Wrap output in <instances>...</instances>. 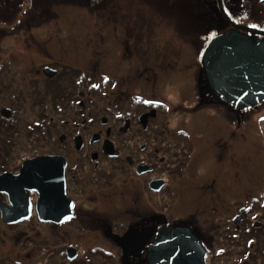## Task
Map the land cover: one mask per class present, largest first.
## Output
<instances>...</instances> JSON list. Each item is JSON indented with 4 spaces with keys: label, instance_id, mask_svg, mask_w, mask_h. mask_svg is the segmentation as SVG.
Masks as SVG:
<instances>
[{
    "label": "flooded vegetation",
    "instance_id": "obj_1",
    "mask_svg": "<svg viewBox=\"0 0 264 264\" xmlns=\"http://www.w3.org/2000/svg\"><path fill=\"white\" fill-rule=\"evenodd\" d=\"M90 1L22 0L29 10L19 25L0 30V101L14 100L19 106L28 100L29 113L41 128L38 134L32 130L38 141L25 150L10 148V155L17 153L13 164L3 158L8 156H0V175L12 179L24 161L38 156H58V171L64 164L62 180L58 174L36 190L30 181L11 182L0 190L2 222L18 225L33 218L36 238L42 242L40 254L45 256L28 263L29 252L18 246L12 250V243H6L10 234L2 239L0 232V264H82L81 251L90 248L103 253L93 264H113L105 258L118 260L117 264H148L146 248L160 228L171 225L191 229L206 251L207 264H264V181L260 190L235 188L241 175L245 184L257 177L258 164L262 163L259 174H264V109L259 114L252 108L238 109L214 94L201 64L204 47L198 49V64L187 63L188 39L174 29L139 35L125 28L114 36L122 48L116 62L101 66L86 60L78 61L82 67L76 66V55L65 50L66 37L61 40L58 29L44 26L56 21L55 6L88 9ZM185 1L184 7L194 1L190 4L195 5L199 25L195 34L203 36L210 27L222 25L217 33L234 29L247 39L264 42V0H221L226 17L218 0ZM11 4L13 0H0L1 6ZM141 39L143 55L131 46ZM160 40L170 44L151 46ZM59 54L64 61L57 60ZM211 96L216 104L229 107L218 112L227 122L222 127L198 115L214 105ZM53 113L72 116L74 121L63 126L65 133L55 134L60 126L51 124ZM0 116L13 114L0 107ZM247 121L256 145L236 147L235 128ZM48 125L54 129L51 141L42 136ZM245 132L239 131L241 140L246 139ZM30 146L33 150H28ZM259 193L261 211L249 202L252 194ZM14 203L29 205L30 217L6 221L1 205L13 208ZM37 207L70 210L71 218L46 221Z\"/></svg>",
    "mask_w": 264,
    "mask_h": 264
},
{
    "label": "rangeland",
    "instance_id": "obj_2",
    "mask_svg": "<svg viewBox=\"0 0 264 264\" xmlns=\"http://www.w3.org/2000/svg\"><path fill=\"white\" fill-rule=\"evenodd\" d=\"M13 1L15 4L3 6L0 5V14H4V17H0V30H5L10 27L15 28L16 25H19L22 15L29 10V6L22 4V0ZM91 1L87 4L88 9L83 6H75L64 3L55 6L53 12L56 14V21H51L50 25L44 26L48 29H58L61 34V40L66 37L63 41L65 50L72 51V53L76 55L75 61L77 62L76 66L78 67H82V65L79 64L78 61L90 60L98 62L99 64H101V66L112 65L114 62H116L118 60L116 53L122 48L116 43L114 36L122 35L123 29L125 30V28H129V31L138 32L139 35L140 33H155L161 28L171 29V31L172 29H174V33L176 35L181 37L183 36L184 38L188 39L189 46L186 49V62L196 65L199 61L198 49L204 47L212 36L219 34L217 32H219L222 27V25H220L218 29H213L210 27V31L206 33L204 32L203 36L201 34L199 35V33L195 34L196 30L199 29V25L197 16H195V14H197V11H195V5L194 3L193 6L190 4L194 1H190L189 6L187 7H184L182 3H188V1L185 0ZM168 6H170V8H168ZM168 20H170L174 26L167 25L169 24ZM179 42L180 44L182 43L180 41V38ZM131 43L132 41L130 40L129 44ZM158 44L169 45L170 43H164L163 40H160L157 43H151V46L153 47ZM143 45L144 43L142 39L134 44H131V46H136V48H134L133 50L139 51L140 55H143ZM147 45L149 46V44ZM125 58H127V60L132 59L129 58L128 55H126ZM57 60L64 61L65 58L63 57V54L57 55ZM194 69L197 70L196 75L199 74V69L196 67ZM210 99L214 101V105L210 106L209 108L206 107L205 109H203V112L198 115L206 116L209 121H211V124H213L215 127H217V125L220 127L226 125L227 122L223 118L222 113L218 114V112L224 108L228 109L229 107L224 105L223 103L216 104V100L213 99V96H211ZM70 105L74 107L76 106L73 105L72 101H70ZM0 107L11 110V114H13V116L10 118H2L0 116V156H8L3 158H7L8 162L10 164H13L15 162V155H17V153L12 152L11 156L9 152L10 148H12L13 146V151H19L20 149L25 150L27 146L30 143L32 144L34 140L38 141V139L35 138V135L38 134V132H41V128L35 124L36 118L32 117L29 113L31 111V106L28 100L20 101L19 106H15L14 100H2L0 101ZM13 108L16 109L13 110ZM251 108L252 110L256 111L255 114H259V110L264 109V102L260 106H254ZM18 112H20L21 114H17ZM249 112L250 111H247V113ZM251 114H253V112H251ZM48 117L49 116H46L45 119L48 120ZM50 117L52 121L51 124L53 123L60 126V130L57 129L55 134H59L61 132L65 133L66 129H64L63 126H66L67 124H70L71 121H74L71 115H63L61 113H53ZM201 119L202 116L200 117V120ZM16 120H18V122ZM45 122L47 123V121ZM247 122V124L243 125L244 127L241 126L235 128V137L233 142L236 147H253L256 145L254 134L250 133V131L252 130V126L246 127V125H248L249 122L251 123V121ZM33 129L36 133L34 134V136L32 132ZM218 129L222 131L221 128L218 127ZM53 130V126L48 125L47 127H45V132L42 134L43 139L48 140L50 136H52ZM239 131H242L243 133L244 131H246L245 140L240 139ZM49 140L51 141V138ZM34 146L39 147L40 143L35 144ZM28 150L33 149L30 146L28 147ZM37 150L40 151V148ZM261 164H258L256 168L258 175L255 179L250 178V181L245 184L242 181L245 178L243 175H241L242 180L236 183L235 188L239 190L245 188H249L253 191L260 190L264 184H260L264 181V174H259L261 171V169L259 168ZM249 202L251 205H253L252 209L261 211V209L263 208L260 193L252 194V196L249 198ZM36 224L37 222L33 221V218L23 224L18 225H6L0 219L1 238L5 239L7 234L9 233L10 240H7L6 243H8V241L9 244L12 243L10 244L12 250L16 249L17 251L18 246L21 251H25V253L29 252L25 254L27 255L25 256V260L27 259L28 263L40 261L43 259V257H45L43 254H40L42 250V242L38 241L36 238ZM262 225H264V220L262 222ZM21 234H24V236H21ZM29 247H32L33 249L27 250V248ZM18 254L21 255L22 253L18 252ZM102 256L103 253L101 252V249L90 248L87 251H81L80 261H82L80 263L93 264L99 261ZM13 258L14 256H11L10 259ZM105 259H111L108 261L113 264H117L118 262V260H114L113 258Z\"/></svg>",
    "mask_w": 264,
    "mask_h": 264
},
{
    "label": "water",
    "instance_id": "obj_3",
    "mask_svg": "<svg viewBox=\"0 0 264 264\" xmlns=\"http://www.w3.org/2000/svg\"><path fill=\"white\" fill-rule=\"evenodd\" d=\"M221 14L225 16L221 0H218ZM201 64L207 83L214 94L223 97L227 103L238 109H247L264 100V42L247 39L234 29L210 39L201 55ZM78 140V139H76ZM110 153V148H105ZM58 156H38L26 160L18 175L10 179L0 175V190H6L9 183L32 182V189L59 174L63 179V167L55 168ZM52 167L48 171L45 167ZM42 167L40 173L37 171ZM63 191H61V194ZM13 208L1 205L2 216L14 222L30 217V206ZM39 215L46 221H62L67 211H47L37 207ZM148 264H206L205 251L197 237L187 226L171 225L158 230L155 240L147 248Z\"/></svg>",
    "mask_w": 264,
    "mask_h": 264
},
{
    "label": "snow or ice",
    "instance_id": "obj_4",
    "mask_svg": "<svg viewBox=\"0 0 264 264\" xmlns=\"http://www.w3.org/2000/svg\"><path fill=\"white\" fill-rule=\"evenodd\" d=\"M252 27H257V25H252ZM94 87H99L98 85H94ZM145 103H149V104H153V103H157L156 101H144ZM75 205H72V207H74ZM71 217H66V219H70Z\"/></svg>",
    "mask_w": 264,
    "mask_h": 264
}]
</instances>
